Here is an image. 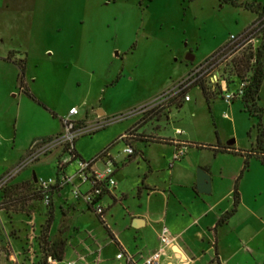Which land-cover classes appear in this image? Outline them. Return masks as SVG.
<instances>
[{
	"label": "rangeland",
	"instance_id": "374dc122",
	"mask_svg": "<svg viewBox=\"0 0 264 264\" xmlns=\"http://www.w3.org/2000/svg\"><path fill=\"white\" fill-rule=\"evenodd\" d=\"M240 3L264 9V0ZM256 17L243 5L219 0H0V56L14 50L24 60V81L33 96L20 91L14 69L0 63V264H48L46 243L51 235L46 222L52 221L55 206L38 196L37 180L54 175L55 166L58 169L65 158L66 145L22 168L20 164L36 135L54 127L48 109L62 115L70 106L78 109L75 120L80 126L91 130L103 125L75 139V148L84 158H93L110 143H114L112 152L122 156L124 144L118 136L134 122L136 126L126 133L137 138L143 137L135 133L140 127L145 134L165 138L175 137V129H180L192 142L236 149L247 157L238 185L243 186L256 217L243 210L223 235L233 238L238 222L245 233L241 238L245 260L240 264H264V165L255 154L249 155L260 152L256 148L258 117L248 113L241 100L227 104L219 95L209 98L195 87L189 90L191 101L180 106L174 103L181 98L171 97L152 108H140L172 88L192 64L202 62L230 35L242 33ZM248 50L247 46L239 51L220 70L231 74L233 61ZM187 53L194 56L191 65L184 62ZM257 105L264 127V80ZM97 110L103 115L97 116ZM135 147L145 151L142 143ZM167 150V144L151 145L148 153L155 165H161ZM202 159H209L207 152ZM242 161L239 155L227 154L216 159L228 173L240 170ZM144 165L137 158L118 172L116 180L125 182L126 198L106 216L110 229L129 243L134 236L126 228L129 214L138 213L144 199L138 198L135 187L145 173ZM164 174L165 167L149 178L161 187ZM160 199L159 194L151 198ZM61 217L56 208L54 224ZM65 221L70 229L76 228L69 234L70 248L79 249L82 240L94 241L100 250L98 264H123L115 259L116 246L98 216L84 209L70 212ZM146 232L151 240L152 232L149 228ZM174 253L185 260L175 248Z\"/></svg>",
	"mask_w": 264,
	"mask_h": 264
},
{
	"label": "crops",
	"instance_id": "0c3cea01",
	"mask_svg": "<svg viewBox=\"0 0 264 264\" xmlns=\"http://www.w3.org/2000/svg\"><path fill=\"white\" fill-rule=\"evenodd\" d=\"M222 45H220V47ZM216 47H214V49ZM15 52L16 51L11 50L7 53L6 57L10 56L9 60H5V56H0V63L3 62L14 69L13 76L17 85L19 70L14 62L22 60V58H18L17 53ZM24 76L25 69L22 83L19 84L18 82V88L20 91L27 90L30 92L27 83L24 81ZM183 76L184 74L179 79ZM12 88H15V85H12ZM190 101L191 98L187 102ZM182 102L183 101L181 100L178 103H174V105L180 106ZM71 107L74 106H70L69 108ZM48 110L50 115H52L54 127L38 133L35 137L37 140L53 138L61 132L60 129L62 128V119L67 115V112L65 114L58 115L52 109ZM96 113L97 116L103 115L100 110H97ZM146 122H144L143 125ZM134 126H136L135 122L130 125L129 128L124 130L118 138ZM135 133H142L143 137L137 138L132 136L131 138L121 140L123 141L124 147L126 145H130L134 149V153L131 156H126L123 153H121L122 156H119L117 153L114 154L112 152L114 143H110L109 145L107 144L96 153L98 154L104 148L110 146L109 154L115 162V180L118 172L120 173L121 169L126 167L127 163H130L137 158H141L145 164V173L140 179L138 178L135 183L138 198L141 199L142 196H144L143 201H140L138 205L141 210L135 215L129 214L128 227H126L127 230L128 228L132 230L134 235L132 242L129 243L125 241L123 237H121L118 233H115L114 230L110 229L106 222V216H110V209L117 204L121 205L122 202L125 201V182L123 184L119 182L117 183L116 180L115 187L110 193L104 195L101 200V204L105 208L102 224L108 231L110 238L116 246L117 251L115 256L120 251H125L138 257L148 256L158 246V234L160 228L162 226H166L171 234L176 237V241L175 245L165 252L158 264L242 263L245 260V255L243 254L244 248H242L243 242L241 241V238L245 237L244 230H242L241 225L237 222V224L233 227L236 231L233 238L228 239L227 236L223 235V231H225L224 228L230 225L234 217H240V214L245 209L248 211L247 214L249 216L256 217V212L253 209H250L248 203L246 202L247 198L244 197L245 191H243V186L240 184L238 185L239 180L243 177L242 171H244V155H240L241 153L236 149L227 148L226 151H222L221 149L224 147L218 145L204 146L196 141L192 142L185 137L184 133L182 135H176L175 137L165 138L160 135L145 134L141 131V127L136 129ZM172 140L185 141L193 145L188 147L187 151L179 158V160L174 161L171 164L172 154L177 147L174 143H172ZM136 143H142L144 146L143 149L146 152L144 151V153L142 150H138V148L135 147ZM161 144H167L168 150L161 156L160 160L162 164L155 165L154 160L152 161L148 151L151 145ZM74 150L78 159H91V156L87 158L81 157L76 150L75 145ZM137 152H139L140 155H138ZM204 152L208 153V160L202 159V154ZM49 154H52V152ZM223 154L241 156L243 161L240 170L238 169V171L228 173L222 165H219L216 162V159L219 160V155ZM55 157L53 159L54 166ZM37 162H39V160ZM71 164H73V162L66 165L61 171L55 166L56 170L54 175L49 176L48 178L56 177V175L61 172L65 174L72 173L76 168V164ZM164 167L166 168V174H164V177L161 179V187H157V185H155L156 183L153 180H150V174L152 175L153 173L157 174L162 172ZM196 167H200L198 169H202L210 177L211 190L208 194L199 193L195 188L196 174L194 169ZM9 171L10 169L5 173ZM34 177L35 175L33 173V180ZM25 180L26 178L21 181ZM34 181H36V179ZM235 185L239 193V202L235 211L227 219L220 222L221 218H223L233 208V190ZM74 187H78L82 192H86L89 189L87 184H79L77 180H74L73 183L66 184L63 187L52 191L50 205L55 206V211L54 217L49 226V233L51 236L48 241L53 243L62 241L64 243V254L62 260H74L77 264H98L100 250H98L99 247L96 246L94 241H79V249H75L74 247L70 248L68 243L71 229L76 230L74 227L70 229L65 221L69 213L87 209L96 215L92 208L83 200L76 199L72 196V190ZM155 194L160 195V201L151 200ZM56 208L62 215V220L58 225L54 224L56 220ZM147 228H149V231L153 234L151 240L147 237ZM64 234H66V236H64ZM223 239H226V241H223ZM174 248L177 249L183 257H185V260H181L178 255L174 253ZM13 254L14 256L12 257L14 258V261H16V253L13 252ZM115 259L117 258L115 257ZM117 260L126 264L123 259Z\"/></svg>",
	"mask_w": 264,
	"mask_h": 264
},
{
	"label": "built area",
	"instance_id": "2783aa9c",
	"mask_svg": "<svg viewBox=\"0 0 264 264\" xmlns=\"http://www.w3.org/2000/svg\"><path fill=\"white\" fill-rule=\"evenodd\" d=\"M264 42V13L257 15L252 23L239 35H230L227 41L215 52L210 54L202 62L192 64L184 76L177 80L172 88L163 91L156 99L149 103L146 107H140L141 110H146L154 107L158 103L167 101L171 97H179L182 101H189V90L193 87L201 90L204 88L205 95L211 97L219 95L227 104L234 100H242L248 90L250 77L253 73V63L259 52L262 51L261 44ZM249 47L246 56H250L248 62L245 61V56L233 61V70L231 74H226L221 71V67L225 62L233 59L239 51ZM135 110V111H134ZM137 112V109H134ZM132 112V111H131ZM79 111L76 107L69 108L67 115L62 119V132L48 140H35L29 147V155L21 162L20 168L35 160L43 157L49 151L57 146H65V158L58 169L61 171L66 165L77 161L76 168L72 173L65 174L63 172L56 177L38 179V192L41 194V199L46 205L50 202V191L52 188H61L66 184L73 183L77 180L79 184H87L89 189L86 192L80 191L78 187L72 190V196L76 199L83 200L88 204L93 212L103 221L105 208L101 204L104 195L110 193L116 185L115 162L109 154V148L104 149L101 153L89 160L78 159L74 151V141L77 137L91 133V131L103 127L99 125L91 130H88L85 125L80 126L75 117ZM130 112L125 116H130ZM226 117V114H224ZM175 135H182L183 131L175 129ZM132 135L125 133L118 139L124 140L131 138ZM177 147L172 154L171 164L187 151L188 147L193 145L189 142L172 140ZM122 153L126 156H131L134 149L130 145H126ZM100 165V166H99ZM176 237L171 234L166 226H162L158 234V246L148 256L138 257L131 253L120 251L116 254L117 259H123L126 264H158L165 252L175 245ZM48 264H77L74 260H58L48 258Z\"/></svg>",
	"mask_w": 264,
	"mask_h": 264
},
{
	"label": "trees",
	"instance_id": "16d2710c",
	"mask_svg": "<svg viewBox=\"0 0 264 264\" xmlns=\"http://www.w3.org/2000/svg\"><path fill=\"white\" fill-rule=\"evenodd\" d=\"M219 1L230 3L231 5H234V6L243 5V7L245 9L256 12L257 15L264 13V9H261L259 11L260 7L257 5H254V4H248V3L238 4V0H219ZM261 49H262V51L258 53L257 58L255 59V62L253 63V66H252L253 67V73H252V76L250 77V84L248 85L247 94L241 101L243 102L244 108L248 111V113L258 117V122L256 125V129H257V136H256V146L257 147L256 148L260 152H258V153L257 152H249V155L255 154L256 157L260 160L261 164L264 165V127L261 123V110L257 105V102L259 100L260 87H261V84L264 80V42L261 44ZM249 57L250 56H245L244 59L246 62H248ZM9 59H10V56H7L5 58V60H9ZM14 63L18 67V70H19L18 82H19V84H21L22 80H23L25 63H24V60H19V61L14 62ZM201 91L205 95L203 87H201ZM23 92H25V94L28 95L29 97L33 98L31 93H29L27 90H24ZM108 147H110V146H107L106 148H108ZM106 148H104V149H106ZM221 150L226 151L227 148L224 147ZM75 155L77 156L76 152H75ZM247 166H248V158L245 157L244 158V169H246ZM55 189L56 188H52L50 191V202H51L52 191ZM38 196L40 198L42 197L39 192H38ZM50 202L48 205H50ZM238 202H239V193H238L236 185H235L234 190H233V208L223 218H221L220 222L227 219L235 211V208H236ZM50 222H51V220L48 219L46 222L47 228L50 225ZM46 245H47L46 248H47V252H48L49 257L55 258L58 260H62V257L64 254V243L62 241H58L55 243H53L51 241H47Z\"/></svg>",
	"mask_w": 264,
	"mask_h": 264
},
{
	"label": "water",
	"instance_id": "95a60500",
	"mask_svg": "<svg viewBox=\"0 0 264 264\" xmlns=\"http://www.w3.org/2000/svg\"><path fill=\"white\" fill-rule=\"evenodd\" d=\"M185 60L192 62L194 60V56L191 54L190 57H185ZM35 180V177H34ZM197 192L199 193H210V177L207 173H205L202 169H197L196 171V186Z\"/></svg>",
	"mask_w": 264,
	"mask_h": 264
},
{
	"label": "flooded vegetation",
	"instance_id": "af4514ba",
	"mask_svg": "<svg viewBox=\"0 0 264 264\" xmlns=\"http://www.w3.org/2000/svg\"><path fill=\"white\" fill-rule=\"evenodd\" d=\"M190 55H191V53H187L186 55H185V57L187 56V57H190ZM185 57H184V62L186 63V64H192L193 63V61L192 62H189V61H187V60H185Z\"/></svg>",
	"mask_w": 264,
	"mask_h": 264
}]
</instances>
